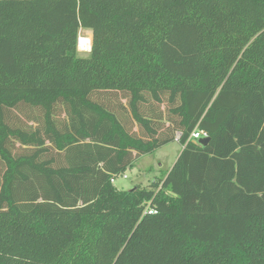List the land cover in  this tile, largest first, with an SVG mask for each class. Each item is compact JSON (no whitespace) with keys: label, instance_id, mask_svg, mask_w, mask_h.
<instances>
[{"label":"trees","instance_id":"1","mask_svg":"<svg viewBox=\"0 0 264 264\" xmlns=\"http://www.w3.org/2000/svg\"><path fill=\"white\" fill-rule=\"evenodd\" d=\"M0 264H264V0H0Z\"/></svg>","mask_w":264,"mask_h":264},{"label":"rangeland","instance_id":"2","mask_svg":"<svg viewBox=\"0 0 264 264\" xmlns=\"http://www.w3.org/2000/svg\"><path fill=\"white\" fill-rule=\"evenodd\" d=\"M79 36L89 37V47L91 49V31L89 29H80L78 37ZM90 49L88 51H82L78 46L77 40V53L80 56H87ZM179 149V144L176 142H170L159 147L151 154L143 155V157L141 156L142 158L140 157L133 167L128 168L115 178L114 185L117 188L124 190H128L135 185H148L154 180V178L161 177L167 171V168L170 167L173 159L178 155V151H180ZM159 163H161L160 166ZM122 175H125L126 177L123 178Z\"/></svg>","mask_w":264,"mask_h":264},{"label":"bare ground","instance_id":"3","mask_svg":"<svg viewBox=\"0 0 264 264\" xmlns=\"http://www.w3.org/2000/svg\"><path fill=\"white\" fill-rule=\"evenodd\" d=\"M78 46L82 51H88L90 46L89 37L79 36L78 37Z\"/></svg>","mask_w":264,"mask_h":264},{"label":"built area","instance_id":"4","mask_svg":"<svg viewBox=\"0 0 264 264\" xmlns=\"http://www.w3.org/2000/svg\"><path fill=\"white\" fill-rule=\"evenodd\" d=\"M89 49H90V48H89ZM205 136H206L205 133H203V131L198 130V129H195V130L191 133V138H193V139L203 138V137H205ZM122 176H123V178L126 177L125 175H122ZM115 178H116V177H113V178L111 179V182H114V181H115ZM147 212H148V213H151L152 211H151V210H147Z\"/></svg>","mask_w":264,"mask_h":264},{"label":"water","instance_id":"5","mask_svg":"<svg viewBox=\"0 0 264 264\" xmlns=\"http://www.w3.org/2000/svg\"><path fill=\"white\" fill-rule=\"evenodd\" d=\"M208 141H209V137H208V136H205V137H203V138H200V139L198 140V143H199L200 145L204 146V145H206V144L208 143Z\"/></svg>","mask_w":264,"mask_h":264},{"label":"crops","instance_id":"6","mask_svg":"<svg viewBox=\"0 0 264 264\" xmlns=\"http://www.w3.org/2000/svg\"><path fill=\"white\" fill-rule=\"evenodd\" d=\"M173 142H176V141H173ZM176 143L178 144V142H176ZM179 146H180V149H179V150L181 151L182 146H181V145H179ZM180 151H178V155H179ZM178 155H176V157L173 159L172 163L170 164V167L172 166V164L174 163V161L176 160V158H177ZM142 157H143V156H142ZM142 157H141V158H142ZM160 165H161V163H159V166H160ZM170 167L167 168V171L170 169ZM164 174H165V173H164ZM164 174H163V175H164ZM163 175H162V176H163ZM162 176H161V177H162Z\"/></svg>","mask_w":264,"mask_h":264}]
</instances>
